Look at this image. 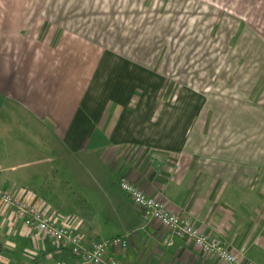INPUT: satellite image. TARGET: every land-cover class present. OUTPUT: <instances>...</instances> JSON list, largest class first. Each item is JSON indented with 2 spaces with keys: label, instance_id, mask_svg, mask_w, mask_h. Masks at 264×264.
Segmentation results:
<instances>
[{
  "label": "crops",
  "instance_id": "1",
  "mask_svg": "<svg viewBox=\"0 0 264 264\" xmlns=\"http://www.w3.org/2000/svg\"><path fill=\"white\" fill-rule=\"evenodd\" d=\"M128 1L0 0V187L34 194L86 245L127 237L110 249L123 264H223L191 240L165 244L119 188L127 175L264 264V9ZM196 50L214 52L211 75L188 72ZM61 168L92 207L114 211L113 230L65 211L48 182ZM0 241V264L73 259L12 207L0 206Z\"/></svg>",
  "mask_w": 264,
  "mask_h": 264
},
{
  "label": "built area",
  "instance_id": "2",
  "mask_svg": "<svg viewBox=\"0 0 264 264\" xmlns=\"http://www.w3.org/2000/svg\"><path fill=\"white\" fill-rule=\"evenodd\" d=\"M117 183L145 222L157 221L165 229V244L172 245L176 238L187 239L193 241L202 252L214 256L223 264H247L223 239L202 232L190 216L168 210L163 201L148 195L129 176H121ZM29 197L16 195L0 187V206L12 207L14 215L22 219L26 227L36 234L52 238L59 245L67 247L73 255L71 260H41L38 264H123L110 253V249L125 248L128 244L127 237L114 236L86 245L81 236L67 223H58L48 205L41 207L34 194Z\"/></svg>",
  "mask_w": 264,
  "mask_h": 264
},
{
  "label": "rangeland",
  "instance_id": "3",
  "mask_svg": "<svg viewBox=\"0 0 264 264\" xmlns=\"http://www.w3.org/2000/svg\"><path fill=\"white\" fill-rule=\"evenodd\" d=\"M67 2H71L73 0H63ZM158 3L161 0H157ZM219 3L223 4L227 10H234L237 11L239 8L240 3L243 2V0H217ZM129 1L126 0V3ZM231 7V6H235ZM257 5V6H256ZM254 9H264V0H254ZM257 7V8H256ZM159 12L166 11L165 8H158ZM65 11V10H64ZM153 13V12H152ZM257 14V13H255ZM260 15V13H258ZM191 43H195V40L190 39ZM201 49V47H199ZM216 53V52H215ZM220 54H217L219 56ZM188 59L189 66H188V72L193 74L195 73L196 66L204 67L206 70L205 73L210 74L212 68H210V65L213 64L214 59V52L213 51H191ZM211 75V74H210ZM52 161L54 165H57L58 161L56 159H53ZM35 168V167H33ZM65 171L61 168V171L59 174H56L53 172V174L49 177L48 182L50 188H52L55 192L57 191L58 197L60 196L61 199L59 202L62 204L66 212H74L75 214H79L82 217L84 216L87 221L90 224H94L95 227L101 229L103 232L107 233L113 230L116 226V223H118V217L115 215L114 211L109 207L108 209L101 205L99 201L97 202L96 207H92V202L86 200L82 195H80L79 192H76V190L73 188L71 184L68 182H62V175H64ZM51 181V182H50ZM50 194V193H49ZM55 194V193H54Z\"/></svg>",
  "mask_w": 264,
  "mask_h": 264
},
{
  "label": "trees",
  "instance_id": "4",
  "mask_svg": "<svg viewBox=\"0 0 264 264\" xmlns=\"http://www.w3.org/2000/svg\"><path fill=\"white\" fill-rule=\"evenodd\" d=\"M2 247H3V245H2V242L0 241V254H1V251H2Z\"/></svg>",
  "mask_w": 264,
  "mask_h": 264
}]
</instances>
